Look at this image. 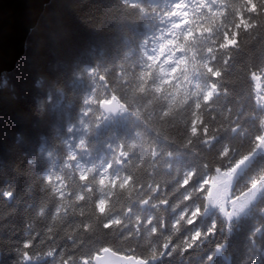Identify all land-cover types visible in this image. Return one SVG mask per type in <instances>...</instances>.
<instances>
[{
    "label": "trees",
    "instance_id": "obj_1",
    "mask_svg": "<svg viewBox=\"0 0 264 264\" xmlns=\"http://www.w3.org/2000/svg\"><path fill=\"white\" fill-rule=\"evenodd\" d=\"M180 8L184 27L167 44L176 65L166 70L150 49ZM257 79L264 0H52L0 80V264H94L102 248L146 264H264V191L231 219L174 192L225 145L244 154L264 134ZM106 91L150 98L171 116L161 157L136 173L142 150L127 159L118 150L132 118L92 102ZM193 126L197 135H186ZM262 167L260 149L236 189Z\"/></svg>",
    "mask_w": 264,
    "mask_h": 264
},
{
    "label": "clouds",
    "instance_id": "obj_2",
    "mask_svg": "<svg viewBox=\"0 0 264 264\" xmlns=\"http://www.w3.org/2000/svg\"><path fill=\"white\" fill-rule=\"evenodd\" d=\"M43 77H39L36 81V87L39 88L43 81ZM58 90L62 91V89ZM120 100L126 105V110L123 111L128 113L132 118V124L129 130V134H127L126 138H121L118 141V150L119 154L126 159L131 155V149L133 147H138L142 150L143 160L133 166V173H136L140 169L144 167V160H148L149 162L161 157L162 150H158L157 141L160 138L167 139L168 136V128L171 121V116L167 111H154L152 108V99L141 96L137 100H132L126 95H120L115 93ZM211 96V93L205 97L207 100ZM48 99H51L49 95ZM97 111L103 113L104 111L100 106L96 104ZM167 113V114H165ZM195 122L193 121V124ZM69 132L72 130V126L69 125ZM186 135L196 136L197 131L194 127H189L187 129ZM130 145L132 147H130ZM206 151H211V145L205 144ZM242 154L237 153L230 146L225 145L222 149L217 151L214 156L208 157L203 162L202 170L197 173L196 170H192L187 172L180 180L177 181L176 186L174 188V192H179L182 199L184 201L191 200L193 198L203 199L205 205H207L209 200L207 199V193L202 192L201 180H206L212 175H218L216 173V168L226 169L230 166V162L239 158ZM86 177V176H85ZM87 178V177H86ZM82 179V178H81ZM83 180V179H82ZM133 180V176H129L126 181L120 184L121 190H128L129 186ZM190 181L191 184L189 186H185V182ZM149 187H152L151 184ZM225 192V200L230 201L229 193L232 192V189L236 187V183L233 185L225 184L222 186ZM156 191L155 187H152V192ZM234 194V192H232ZM143 202H147L146 200ZM108 207V203L106 205V209ZM105 209V211H106ZM198 209V208H197ZM196 211L193 212V216L195 217ZM97 211L100 214L101 212L97 207Z\"/></svg>",
    "mask_w": 264,
    "mask_h": 264
},
{
    "label": "water",
    "instance_id": "obj_3",
    "mask_svg": "<svg viewBox=\"0 0 264 264\" xmlns=\"http://www.w3.org/2000/svg\"><path fill=\"white\" fill-rule=\"evenodd\" d=\"M52 0H0V80L12 72L26 52L29 35L37 26L46 6ZM118 117L119 113L105 112ZM94 264H146L131 256H123L110 250L103 260L94 258Z\"/></svg>",
    "mask_w": 264,
    "mask_h": 264
},
{
    "label": "snow or ice",
    "instance_id": "obj_4",
    "mask_svg": "<svg viewBox=\"0 0 264 264\" xmlns=\"http://www.w3.org/2000/svg\"><path fill=\"white\" fill-rule=\"evenodd\" d=\"M214 75L219 74L214 73ZM167 83H169V81H162V84ZM155 90L159 92L162 91V88L157 87ZM92 102L100 106L104 112L114 113L123 112L126 110V105L120 100V98L115 93H108L107 91L105 92L103 97L94 99ZM130 147L132 146L130 145ZM262 148H264V134L256 136L252 150L242 154L239 158L230 162V166L228 168H216L215 171L216 173H218V175H212L206 180H201L202 192L207 193V199L210 203L223 205L225 202H227L225 200V192L222 186L225 184L233 185L235 183L236 177L239 175L241 170L249 165V163L253 160L255 153ZM81 178L86 179L85 176H81ZM126 180L127 178H125L124 181ZM108 182L109 181L107 177H101L99 180V183L101 185H106ZM190 184V181L185 182L186 187ZM259 191H264V167L260 168L257 172L251 175L243 188L237 190L235 187L234 189H232V192H234V194L230 192L229 199L233 203H236L238 201L241 203H247V201L252 199V197ZM106 205L107 201L101 200L98 202L97 207L101 212H104L106 209ZM221 210H223V208ZM198 212L199 209H197L196 215L198 214ZM118 222L119 221H116V223ZM193 222L194 220L190 221V223ZM109 227H111V224L105 225V228ZM197 235H199V233H197ZM109 252L110 249L108 248L100 249V251L97 253V259L102 261L104 255Z\"/></svg>",
    "mask_w": 264,
    "mask_h": 264
},
{
    "label": "rangeland",
    "instance_id": "obj_5",
    "mask_svg": "<svg viewBox=\"0 0 264 264\" xmlns=\"http://www.w3.org/2000/svg\"><path fill=\"white\" fill-rule=\"evenodd\" d=\"M178 20H182V19H178ZM175 30H176V27L174 28V31H172V33H174ZM168 39H169V36L167 38L163 39L162 41H160L158 45H156V47H157L156 48V50H157L156 53L160 57V60L165 65V67L168 68V69H171V68H174L175 65H176V61L174 59V56L171 55V54H168V55H165L164 57H162L160 55L161 53H166V48L167 47H166L165 44L168 43ZM256 84H257V89H258V92H259L260 104L262 106H264V81H262L261 79L260 80L257 79ZM261 152L264 153V148L261 149ZM242 171H243V169L241 170V172ZM240 173H239V175H240ZM262 192L263 191L257 192L252 197V199L247 201V203H241L239 201L236 202V203H233L231 200L225 202L223 205L208 203L207 204V206H208L207 207V213H208L207 215L217 211L222 216L227 217L228 219H231L232 217H234L233 214H235V216H237V217L245 216V214H247L251 210L252 204L259 199V197L262 194ZM222 208H223V210H221Z\"/></svg>",
    "mask_w": 264,
    "mask_h": 264
}]
</instances>
